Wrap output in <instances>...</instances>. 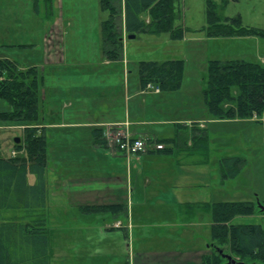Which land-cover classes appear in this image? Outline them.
I'll return each mask as SVG.
<instances>
[{"label": "rangeland", "instance_id": "obj_1", "mask_svg": "<svg viewBox=\"0 0 264 264\" xmlns=\"http://www.w3.org/2000/svg\"><path fill=\"white\" fill-rule=\"evenodd\" d=\"M215 1L222 15H239L243 25L264 28V0ZM34 2L35 0H0V58H16L24 66L37 65L42 75L40 93L46 94V97L51 93L61 94L65 87H68L71 92L75 84L82 83L84 78L89 76L79 75V72L74 71V61L79 57L84 60L88 59L97 53L93 44L98 40L99 19L108 17L109 12L101 9V0H55L53 14L48 17L41 15L40 19L38 13L35 12ZM178 5L182 12L181 23L184 28L180 37L172 38L170 32L152 34L143 31L134 38L127 37L124 41L126 60L130 66L129 69L133 72L137 71V64L141 60L182 58L184 61L182 82L178 90L175 89L177 91L165 90L166 93L161 94L162 98L158 97L160 95L156 96L159 102L155 107L152 106L153 108L150 104L155 97L147 96L148 114L155 120V125L152 127L162 132V135L163 132L168 134L175 126H183L177 125L175 119L194 115L191 107L196 108L198 114L195 115L197 120L200 119L199 116L202 114L199 113L201 110L204 112L202 108L207 105L203 89L209 59L241 57L259 62L264 59V36L220 37L207 34L206 27L209 22L207 0H178ZM42 9L44 10V5ZM28 14H31L30 18ZM64 19L69 21L66 26L70 31L64 56L66 62H54L49 65L45 39L38 34L35 35L37 45H19L31 41L29 37L33 36V29L36 26L43 28L39 25L40 20L59 29ZM16 22L18 23L15 24ZM244 36H255L256 39H241ZM1 41H12L7 44L16 45L4 48ZM58 52L56 51V54L60 57ZM52 99L53 96L50 95V100ZM182 99L191 101V105L183 107ZM164 104H166L165 109H163ZM225 104L230 105V103ZM8 108L7 101L0 97V110ZM206 108L210 112L209 107ZM42 110L50 112L47 105H43ZM55 114H57L56 110L54 114L50 112V115ZM203 117L211 126L210 134L213 138H217L215 142H221L220 138H223V147H216L214 144V156H219L222 152V156L219 157L242 156L245 160L241 172L230 179L229 187L227 186V191L224 193L226 194L225 199L238 200L252 197L254 200L264 201V127L262 123L247 117L243 118L244 120L249 119L244 123L245 125L242 122H235L228 123L224 127L208 121V116ZM214 117L218 116L214 115ZM163 118L170 121L166 124L156 121ZM58 122L59 119L54 123L59 124ZM35 123L38 124H33L35 126H46L44 119L41 120L42 124H39L40 121ZM235 124H241V126ZM33 125L1 121L0 155L11 154V148L17 137H20V141L25 145V128ZM199 126L204 127V124H199ZM121 127L120 124L108 123L104 129H108L107 134L115 135L123 131ZM113 128L116 129L113 131ZM126 130L133 134L131 130ZM54 133L58 131L55 130ZM74 133L81 140L80 142L75 141L74 138L70 140L57 138L49 141L50 155L47 175L51 178L48 181L49 201H51L48 210V227L51 229V264H133L136 262L139 251H158V244L153 248L137 249L136 244L132 245L129 241L123 227H113V221L108 217L109 212L94 206L111 201L106 192L97 195L96 192L80 194L76 191V186L79 185L77 177L81 175L88 177L82 182L90 187L108 183V178H105L106 175L101 172H95L97 169L94 168L95 163L98 161L92 156V147L85 142L90 131L80 129L79 131L74 130ZM103 137L106 138L105 131ZM106 144L118 150L109 140ZM18 151L23 153L24 149ZM61 159L64 162L58 171H62L61 175L65 177V180L60 190V184H56L55 178L56 162ZM92 174H98L100 178L93 179L90 177ZM30 180H35L34 174H30ZM80 205L83 208L88 205L91 207L83 209ZM256 210L257 212L253 214L236 216L233 222L260 223L264 226V205L260 206L259 200ZM145 245L150 246L152 243Z\"/></svg>", "mask_w": 264, "mask_h": 264}, {"label": "crops", "instance_id": "obj_2", "mask_svg": "<svg viewBox=\"0 0 264 264\" xmlns=\"http://www.w3.org/2000/svg\"><path fill=\"white\" fill-rule=\"evenodd\" d=\"M53 2L55 4V0ZM113 2L119 5V29L124 42L127 37L130 38L128 36L130 33L126 29L125 0H113ZM100 6L101 9L108 10L103 7L102 0ZM30 16L31 14H28V18ZM38 16L41 19V16ZM142 16L148 21V12L143 13ZM104 19H99L98 40L93 44L97 53L85 60L79 57L73 64L74 71L79 72V75L91 77L88 76L82 83L75 84L71 92L68 87H65L61 94L51 93L52 100L60 99L61 108L59 124L45 123L48 139L52 141L57 138L67 140L74 138L75 141L80 142L74 130L90 131L85 142L92 147V156L98 161L95 163L94 168H97L95 172L105 174L108 183L90 187L82 182L88 177L80 174L81 176L77 177L79 185L76 186V191L80 194L96 192L97 195L106 192L111 201L97 205L112 206L104 210L109 212L108 217L112 219L113 227H117L115 223L121 221L122 225L118 227H123L129 241L132 245L136 244L137 249L153 248L158 244V251H139L136 262L133 264H203V257L212 253L213 242V213L211 205L207 204L213 201L235 200L225 199L224 193L227 191L231 178L223 179L222 177L221 159L223 157H219L222 156V152L219 156L213 154L214 144L216 147H223V138H220L221 142H215L217 138H213L210 134L211 126L206 123L203 116H208V121L224 127L228 123L242 122L244 124L249 119L244 120L247 117H214L205 105L202 108L204 112L201 110L199 114L202 115L197 120L198 112L196 108L191 107L194 115L175 119L177 125L183 126H175L168 134L163 132L162 135V132L152 127L155 125V120L148 114L147 96L155 97L150 104V107H155L159 102L156 96L160 95L158 97L162 98L161 94H165L166 91L144 88L138 71L133 72L129 69L125 51L121 60H112L106 56L102 32ZM35 20L37 21V17ZM42 20L39 25L43 28L36 26L33 29V36L29 37L31 41L25 44L35 45L37 42L35 35L38 34L45 39L48 64L66 62L64 56L69 41L70 31L67 27L69 21L64 19L60 28L55 29L52 24H46ZM253 37L255 36H244L241 39H256ZM7 42L12 41H1V45L4 48L12 47L11 43L7 44ZM56 51H59L60 57ZM263 61L264 59L261 63ZM64 91L66 94H62ZM181 105L189 107L191 101L182 99ZM225 105L228 107L229 104ZM165 108L166 104L163 109ZM248 118L258 120L255 116ZM156 121L166 124L170 120L163 118ZM108 123L120 124L131 130L134 136L146 139L149 144L147 151L127 155L107 144L94 143L93 129L103 128ZM199 124H204V127L201 126V128ZM235 125L241 126V124ZM55 130L58 133L55 134ZM157 143H164V148H156ZM13 150L12 147L11 155ZM16 153L19 151L16 150ZM63 162L62 159L56 162L55 182L60 184V190L65 177L61 175L62 171L58 170ZM90 177L98 179L100 175L92 174ZM50 179L49 176L48 181ZM35 181L36 177L34 181L30 180L32 183ZM238 200L254 199L246 197ZM50 202L48 193L47 211L50 208ZM80 207L83 208L82 205ZM148 243L152 245H145Z\"/></svg>", "mask_w": 264, "mask_h": 264}, {"label": "trees", "instance_id": "obj_3", "mask_svg": "<svg viewBox=\"0 0 264 264\" xmlns=\"http://www.w3.org/2000/svg\"><path fill=\"white\" fill-rule=\"evenodd\" d=\"M102 5L109 10V16L102 22L104 52L109 59L121 60L124 42L119 29L118 5L113 0H102ZM34 7L38 15L48 17L53 14L54 2L35 0ZM218 8L215 0H207L208 35L264 36V28L245 26L239 15L224 16ZM145 12L149 14L148 21L142 16ZM181 20L178 0H125L129 33L170 32L172 38H178L184 31ZM183 69L184 61L180 58L141 60L137 64L141 85L146 88L151 83L159 85L162 90L178 89ZM41 77L37 65L24 66L16 58H0V97L9 105L7 110H0V122L33 125L43 119L46 123H54L60 118V99L50 100L51 94L46 97L40 93ZM203 92L213 115L230 118L255 116L264 126V63L211 58ZM225 103L230 105L226 107ZM43 105H47L53 114L56 110L57 114L43 112ZM25 131V145L22 141L13 144L15 149L23 148V153L0 155V264H51V229L47 211L50 140L47 126H27ZM103 133L104 127L93 129L94 143L106 144ZM244 164L245 160L240 156L223 157V179L236 177ZM30 174L36 177L33 183L29 180ZM258 200L260 206L264 205V201ZM258 200L207 204L211 205L213 213V242L212 253L203 257V264H264V226L233 222L238 215L257 212ZM94 206L97 209L112 207L106 204ZM219 249H223V253ZM227 254L233 255L237 261L229 260Z\"/></svg>", "mask_w": 264, "mask_h": 264}, {"label": "built area", "instance_id": "obj_4", "mask_svg": "<svg viewBox=\"0 0 264 264\" xmlns=\"http://www.w3.org/2000/svg\"><path fill=\"white\" fill-rule=\"evenodd\" d=\"M148 87H153V85L150 83L148 84ZM155 89L159 91L160 87L156 86ZM121 128H123L121 129L123 131H121V133L118 132L115 135H110V133L107 134L108 129H104L107 142L109 140V142H111L112 145L115 146V148L125 152L127 155L138 154V153H142L147 150L148 143L146 139L142 137L133 136V134H131L130 132H127L126 130L128 129L127 127H121ZM115 129L116 128H113L112 130L114 131ZM156 147L163 148L164 144L158 143L156 144ZM12 154L16 155L17 154L16 150H13ZM120 225H121V221H118L115 223V226H120Z\"/></svg>", "mask_w": 264, "mask_h": 264}, {"label": "water", "instance_id": "obj_5", "mask_svg": "<svg viewBox=\"0 0 264 264\" xmlns=\"http://www.w3.org/2000/svg\"><path fill=\"white\" fill-rule=\"evenodd\" d=\"M128 36H129L130 38H134V37H136V33H130ZM19 141H20V137H17V138H16V142H19ZM219 251L223 253V249H219ZM226 256H227V258H228L229 260H232L233 262H236V261H237L236 259H234V258H233L231 255H229V254H227Z\"/></svg>", "mask_w": 264, "mask_h": 264}]
</instances>
